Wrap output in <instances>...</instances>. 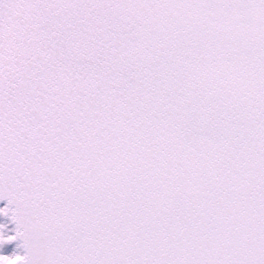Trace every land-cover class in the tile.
Here are the masks:
<instances>
[{"label":"snow or ice","instance_id":"6c2138e0","mask_svg":"<svg viewBox=\"0 0 264 264\" xmlns=\"http://www.w3.org/2000/svg\"><path fill=\"white\" fill-rule=\"evenodd\" d=\"M0 264H264V0H0Z\"/></svg>","mask_w":264,"mask_h":264},{"label":"rangeland","instance_id":"374dc122","mask_svg":"<svg viewBox=\"0 0 264 264\" xmlns=\"http://www.w3.org/2000/svg\"><path fill=\"white\" fill-rule=\"evenodd\" d=\"M0 224L6 225L3 229L5 234H13V226L10 223L9 216L0 214ZM17 246L18 244L15 241L0 244V255H11L14 252L21 254L20 247Z\"/></svg>","mask_w":264,"mask_h":264}]
</instances>
